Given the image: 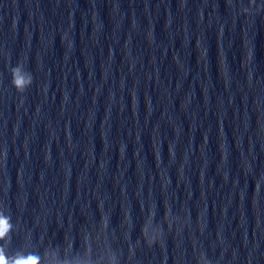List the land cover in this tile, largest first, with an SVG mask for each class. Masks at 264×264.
Returning <instances> with one entry per match:
<instances>
[{
    "label": "water",
    "instance_id": "water-1",
    "mask_svg": "<svg viewBox=\"0 0 264 264\" xmlns=\"http://www.w3.org/2000/svg\"><path fill=\"white\" fill-rule=\"evenodd\" d=\"M261 176L264 0H0L6 257L264 264Z\"/></svg>",
    "mask_w": 264,
    "mask_h": 264
},
{
    "label": "clouds",
    "instance_id": "clouds-1",
    "mask_svg": "<svg viewBox=\"0 0 264 264\" xmlns=\"http://www.w3.org/2000/svg\"><path fill=\"white\" fill-rule=\"evenodd\" d=\"M255 3V0H249V6L252 7V5ZM260 10V6H256V11ZM244 14H249L247 9L244 10ZM33 82V76L32 73L29 71L27 73L22 71V68L19 64L12 67L11 69V84L16 89L17 92L23 93L25 91L26 86L32 84ZM261 181H264V176L259 177L255 181L256 190H259ZM149 220L145 222V224L141 227V235L145 236L147 238V233L149 229V225L151 224V218L153 217V214L151 210L149 211ZM170 216L169 210L165 209V220ZM177 219H180L179 216H175ZM127 219V217H125ZM10 217L5 216L3 214H0V239H3L7 233L10 231L12 225L9 222ZM186 221V220H185ZM101 222L103 224H106V220L101 217ZM162 234V233H161ZM157 241L154 238L147 239V243L151 246ZM46 256H50V259L47 260L46 264H66V262L61 261L57 255L55 250H53L51 253L46 252ZM200 261L203 262V264H213L212 260H210L204 252L200 254V259L197 261V264H200ZM0 264H42V258L39 254H29L27 256H21L17 254L13 258H8L5 256L3 252V248L0 247ZM113 264H115L113 260Z\"/></svg>",
    "mask_w": 264,
    "mask_h": 264
}]
</instances>
